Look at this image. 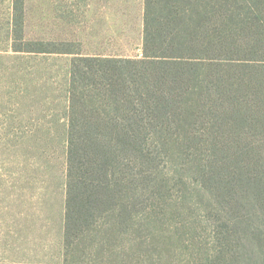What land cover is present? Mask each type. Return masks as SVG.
<instances>
[{"label":"trees","instance_id":"obj_1","mask_svg":"<svg viewBox=\"0 0 264 264\" xmlns=\"http://www.w3.org/2000/svg\"><path fill=\"white\" fill-rule=\"evenodd\" d=\"M29 46L24 51L75 55L66 249L101 214L123 223L129 195L151 178L153 147L180 145L196 158L205 150L201 184L217 208L233 213L225 240L258 236L250 240L259 257L253 264H264V0H144L139 59Z\"/></svg>","mask_w":264,"mask_h":264},{"label":"rangeland","instance_id":"obj_2","mask_svg":"<svg viewBox=\"0 0 264 264\" xmlns=\"http://www.w3.org/2000/svg\"><path fill=\"white\" fill-rule=\"evenodd\" d=\"M143 14L144 0H0V264L258 261L250 243H259L258 236L236 232L235 240H225L223 231L227 236L235 228L227 220L233 213L217 208L201 184L197 164L199 156L204 164L205 150L196 158L195 149L180 145L153 147L151 178L144 191L129 195L123 223L116 213L101 214L66 249L68 84L75 55L24 50L43 42L83 56L139 59Z\"/></svg>","mask_w":264,"mask_h":264}]
</instances>
